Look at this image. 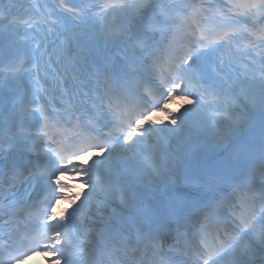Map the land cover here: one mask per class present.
<instances>
[{
    "label": "snow or ice",
    "instance_id": "6c2138e0",
    "mask_svg": "<svg viewBox=\"0 0 264 264\" xmlns=\"http://www.w3.org/2000/svg\"><path fill=\"white\" fill-rule=\"evenodd\" d=\"M36 257L264 264V0H0V264Z\"/></svg>",
    "mask_w": 264,
    "mask_h": 264
}]
</instances>
